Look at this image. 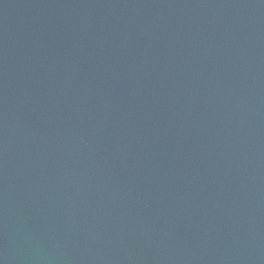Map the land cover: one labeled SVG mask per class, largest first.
Here are the masks:
<instances>
[{"label": "water", "instance_id": "1", "mask_svg": "<svg viewBox=\"0 0 264 264\" xmlns=\"http://www.w3.org/2000/svg\"><path fill=\"white\" fill-rule=\"evenodd\" d=\"M0 264H264V0H0Z\"/></svg>", "mask_w": 264, "mask_h": 264}]
</instances>
